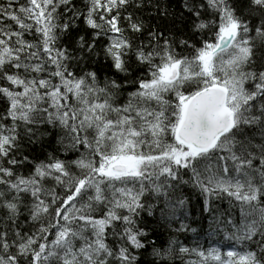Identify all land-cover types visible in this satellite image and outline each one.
Wrapping results in <instances>:
<instances>
[{
	"label": "snow or ice",
	"instance_id": "obj_1",
	"mask_svg": "<svg viewBox=\"0 0 264 264\" xmlns=\"http://www.w3.org/2000/svg\"><path fill=\"white\" fill-rule=\"evenodd\" d=\"M0 264H264V0H0Z\"/></svg>",
	"mask_w": 264,
	"mask_h": 264
},
{
	"label": "trees",
	"instance_id": "obj_2",
	"mask_svg": "<svg viewBox=\"0 0 264 264\" xmlns=\"http://www.w3.org/2000/svg\"><path fill=\"white\" fill-rule=\"evenodd\" d=\"M193 203L194 204L196 203L195 197L193 198ZM196 210L198 211V206H197V209Z\"/></svg>",
	"mask_w": 264,
	"mask_h": 264
}]
</instances>
